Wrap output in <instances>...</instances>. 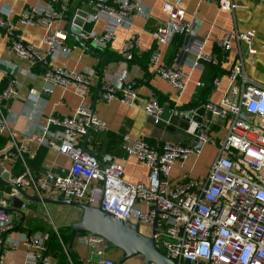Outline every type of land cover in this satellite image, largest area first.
<instances>
[{"label":"built area","instance_id":"2783aa9c","mask_svg":"<svg viewBox=\"0 0 264 264\" xmlns=\"http://www.w3.org/2000/svg\"><path fill=\"white\" fill-rule=\"evenodd\" d=\"M205 1H215L224 10H232L234 6L233 0ZM73 9L74 16L79 10L85 13L81 16L78 35L99 50L108 48L116 27L130 26L131 14L150 17V8L142 0H43L23 9L17 18L21 24L45 28L42 41L48 48L42 52L38 46L23 40L16 21L10 17V10L0 8V31L8 40L9 51L27 60L30 71L37 62L43 64L44 93L52 92L53 84L88 87L90 77L97 73L95 68L79 72L49 66L50 59L57 55L67 56L70 52L66 43L67 30L54 27V23L66 19ZM162 11L166 19L151 30L156 46L151 49L148 64L156 75L180 92L185 87V73L175 65L161 63L158 46L171 43L176 35L193 36L182 42L179 49L186 53L185 62L193 69H202L204 62L216 60L203 52L206 38L196 40L194 37L201 23L195 13L187 18L179 0H164ZM99 19L106 21L100 33L87 28V24ZM232 37L245 44L246 55L257 53L255 30L224 32L216 45L228 51ZM136 47L137 37L131 34L120 55L132 59ZM243 56L244 52L239 48V61L232 64L228 73L227 92L216 103L202 104L205 114L200 116V121L193 118L200 105L182 111L173 104L166 118L157 99L143 103V112L154 124L168 126L172 115L184 113L188 116L184 131L190 140L187 144L164 141L156 146L140 136L130 138L123 133L121 146L124 152L148 167L146 184L124 180L122 163L109 162L100 166L91 150L82 148L85 134L89 137L91 132L107 131L91 105L83 102L71 114H50L38 130L30 133L29 141L38 147L54 149L70 160L69 167L35 173L27 162L34 158V152L16 142L8 125L4 102L16 93V81L12 77L16 67H4L6 82L0 89V135L8 138V144L0 148V164L19 160L22 166L17 174L4 166L8 171L6 180L25 191L32 190L39 197L56 194L98 205L103 195L106 211L124 221L137 223L140 230L148 232L141 230L144 234L153 236L162 252L179 264L183 258L203 264H264V84L246 75ZM218 79L213 78L214 85L218 84ZM236 81H239V87L234 85ZM196 84L202 86L203 82ZM98 95L103 100L118 99L129 105L139 103L134 84L125 82L123 75L103 76ZM206 143L216 147V155L205 175L195 176L184 171L178 179L171 176L176 162L183 164L190 157H198ZM0 192V264H4L8 251L20 245L30 250L24 264H50L52 256L47 253L50 233L37 230L29 234L15 229L20 214L8 210L12 197L22 200L18 210L23 213L27 210L28 200L14 187L2 186ZM155 217L157 231L152 234ZM54 232L68 256V248L57 229ZM72 242L88 247L98 264H114L107 256L116 249L104 237L76 234Z\"/></svg>","mask_w":264,"mask_h":264},{"label":"crops","instance_id":"0c3cea01","mask_svg":"<svg viewBox=\"0 0 264 264\" xmlns=\"http://www.w3.org/2000/svg\"><path fill=\"white\" fill-rule=\"evenodd\" d=\"M42 1L0 0V8H8L10 10V17L16 21V25L21 30L22 38L25 42L38 46L42 52H46L48 46L42 41L45 28L40 25L21 24L17 21L23 9ZM163 1L142 0L150 8V17L146 19L140 14H131L130 26L128 28L123 26L115 28L114 38L109 42L107 50L120 55L125 40L131 34H135L137 37L135 50L138 55L154 48L156 44L151 30L166 19V14L162 11ZM166 1L175 2L177 0ZM179 1L187 12V18L191 17L190 14L195 13L201 20L194 37L196 40L206 38L203 52L207 55L215 56L216 43L224 32H245L251 29L257 33L255 42L257 53L255 55H246L245 44L232 37L231 47L228 49L226 57L220 61V71L216 76L219 78L218 84L214 85L211 82L212 89L210 93L202 97L201 102L205 99L216 103L227 92L229 88L228 73L232 64L235 61H239V48L244 52L243 66L246 75L264 84V0H233L234 6L232 10L219 8L215 1ZM105 24L106 21L104 19H99L94 23L87 24V28L100 33ZM67 25L68 21L64 18L54 23V27L64 30H67ZM186 37L183 36V43L190 40ZM86 45L93 49L89 44L86 43ZM68 46L70 47L69 54L67 56L57 55L50 59V67H62L79 72L88 68H96L97 65L100 68L99 60L84 47L80 46L77 41L72 46ZM169 47L168 44L158 46L161 53V63L167 64L166 62L170 61L169 65H175L184 71L185 87L182 91L179 92L165 79L156 75L153 68L148 64V60L140 58L127 60L120 55L119 58L104 63L103 76L114 77L123 75L125 82L134 84L139 103L129 105L118 99L103 100L99 95L94 102L99 70L90 77L91 85L88 87L53 84L52 92L44 93L42 90L45 84L41 78V73L30 71L27 60L17 57L9 51L8 40L3 32L0 31V89L6 82L3 68L9 67L11 69L15 66L16 69L12 77L16 81V93L6 100L4 105L5 112L9 117L8 125L12 130L14 139L17 143L26 145L35 154L34 158L28 159L29 167L35 173H43L48 169L58 171L61 167L70 166L68 158L54 149L44 146L38 147L34 142L28 140V136L31 132L38 130L39 126L45 122L50 114L59 116L71 114L83 102L91 105L94 113L105 123L107 128L105 132L89 135L86 141L87 148L100 158L105 155L109 156L105 159L107 163H122L124 167L122 177L124 180L131 183L141 182L146 184L148 182V167L124 152L121 146V135L126 133L130 138L140 136L151 145L156 146H159L164 141L189 143V136L184 131L186 119L183 112V115H172L171 123L168 126L162 123L154 124L151 118L143 112L142 105L148 99H157L164 108V117L167 118L170 115V108H172L173 104L181 106L191 102L195 97L196 90L204 86V82L208 81L209 78V74L204 70V64L202 69L191 68L185 62V56H182L180 50L175 57L168 58ZM198 81L203 82V85L197 86L196 83ZM234 85L239 87V81H236ZM34 96H37L36 100H34ZM186 107L188 106H181V110L184 111ZM7 144L8 142L5 145ZM215 155L216 147L211 143H206L198 157H190L183 164L176 162L172 167L171 176L178 179L184 171H188L195 176H203ZM110 156L112 159H110ZM2 165L11 171L12 174H17L22 169L19 160H16V162L4 161ZM26 192L34 195L32 190H27ZM48 197L55 198L59 196L53 194ZM27 203L29 214L42 217L51 224L53 230L69 227L72 222L79 219L81 214L79 208L67 204L43 203L30 200ZM141 230L146 232L145 229ZM28 231L33 232L32 230ZM64 236V239L59 236L61 241L68 250L70 249L75 253L81 264H98L95 255L91 254L88 247L75 242L70 243V232ZM29 255L30 250L20 245L16 249L7 252L4 264H24ZM121 256L122 253L119 250H113L107 257L111 258L116 264ZM50 264H58L57 259L52 257ZM124 264H144V260L141 255H136L128 259Z\"/></svg>","mask_w":264,"mask_h":264},{"label":"water","instance_id":"95a60500","mask_svg":"<svg viewBox=\"0 0 264 264\" xmlns=\"http://www.w3.org/2000/svg\"><path fill=\"white\" fill-rule=\"evenodd\" d=\"M76 8V7H75ZM75 9L71 11V13L66 16V20L68 21L67 32L71 35L80 46L84 47L90 53H92L100 63L99 68V79L95 86V94H94V102L97 99L98 92L100 91V83L103 77V67H104V57L99 55L94 49H91L86 43L80 38L78 35L79 25L82 23L81 16H85V13L82 11H77V15L74 16ZM71 21L73 24H71ZM186 38L192 39L193 36H187ZM182 56H185L186 53L181 51ZM208 100H203L196 109L193 118L197 121H200V116L205 114V107L202 105L204 103H208ZM185 119H188V116H185ZM88 137V133L85 134L84 140L82 143V148L84 150L90 151L86 147V139ZM93 153L92 151H90ZM94 154V153H93ZM96 159L98 160L100 166L103 164H107L105 159L109 156L105 155L103 157H98L94 154ZM110 159L111 156H110ZM8 177V171L4 170V166L0 164V190L2 186L14 187L19 193L30 201H37L43 203H59V204H67L74 207H77L81 210V214L78 220L72 222L70 224V243H72L73 238L76 234H85L91 233L93 235L104 237L111 246L119 250L122 253V256L116 262V264H124L128 259L141 255L144 260V264H179L177 261L169 258L164 252H162L156 245L155 239L153 236H149L144 234L137 223H131L128 221H124L120 218H117L114 214L106 211L103 207V195L100 196L98 205H91L88 203H84L78 200H74L72 197H39L37 195H31L27 193L25 190L17 186L16 184H12L8 182L6 179ZM1 197V192H0ZM22 200L18 197H12L9 200V204L11 205L8 210L10 211H18L20 216L15 229L19 228L22 224L25 214L20 212L18 208H20ZM157 218L155 217L152 223V234L157 231ZM31 231H28L30 234ZM181 264H203L201 261H191L187 258H183Z\"/></svg>","mask_w":264,"mask_h":264},{"label":"trees","instance_id":"16d2710c","mask_svg":"<svg viewBox=\"0 0 264 264\" xmlns=\"http://www.w3.org/2000/svg\"><path fill=\"white\" fill-rule=\"evenodd\" d=\"M182 35H176L174 40L169 43L168 45L169 47V57L168 58H172L173 56H176V53L179 52L180 46L182 45ZM66 43L70 46H72L73 44L76 43V40L71 36L68 35V37L66 38ZM98 54H100L101 56L104 57V63H107L110 60H115L117 58L120 57V55H117L115 53H111L109 52L107 49L105 50H99L96 48H93ZM150 51L147 52H143L141 54H137L136 50H134L133 52V57L132 59L137 60V58L140 59H145L148 60L149 56H150ZM227 54V51H223L221 50L217 45L215 47V60L216 62H204V70L209 74V78L208 81L204 82V86H202L200 89L196 90V94L194 95V99L187 103L186 105L183 104L181 105L183 106H188L186 108H192L195 107L197 105H199L201 103L200 100H202V97H205L207 93H210L211 89H212V80L214 77L217 76V74L220 71V61L221 59L225 58ZM138 55V56H137ZM137 56V57H136ZM170 61L166 62L167 64ZM96 70H99V65L96 66L95 68ZM45 70V68L43 67V64L41 62H37L35 64V66L32 67V71L33 72H39L42 73ZM98 72V71H97ZM181 106H178L179 109H181ZM7 142V138L5 136L0 135V148H2ZM27 162H29V160H27ZM29 165V163H28ZM25 218L22 222V224L19 226V230H32V231H37V230H43V231H48L50 233V237L47 241V253L50 254L52 257H55L57 259L58 264H81L80 261L77 259L75 253L73 251H71L70 249L68 250V256L66 255V253L63 250V247L61 245V243L58 240V236L56 235V233L53 230V227L51 226V224L44 220L42 217L40 216H36V215H31L29 214V211H25ZM59 236L63 237L64 239V235L69 234L70 232V227H66V228H62V229H57ZM60 237V238H61ZM70 260V261H69Z\"/></svg>","mask_w":264,"mask_h":264},{"label":"rangeland","instance_id":"374dc122","mask_svg":"<svg viewBox=\"0 0 264 264\" xmlns=\"http://www.w3.org/2000/svg\"><path fill=\"white\" fill-rule=\"evenodd\" d=\"M91 135H94V132H91ZM60 229H62V228H60ZM18 230H19V229H18ZM18 230H17V231H18ZM18 232H19V231H18ZM146 234H148V232H146Z\"/></svg>","mask_w":264,"mask_h":264}]
</instances>
